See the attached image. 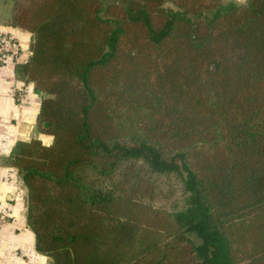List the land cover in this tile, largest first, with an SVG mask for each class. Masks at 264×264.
<instances>
[{"label":"trees","instance_id":"1","mask_svg":"<svg viewBox=\"0 0 264 264\" xmlns=\"http://www.w3.org/2000/svg\"><path fill=\"white\" fill-rule=\"evenodd\" d=\"M12 25L53 137L11 157L41 254L264 264V0H17Z\"/></svg>","mask_w":264,"mask_h":264},{"label":"crops","instance_id":"2","mask_svg":"<svg viewBox=\"0 0 264 264\" xmlns=\"http://www.w3.org/2000/svg\"><path fill=\"white\" fill-rule=\"evenodd\" d=\"M16 1L0 0V37L17 41L25 60L31 55L32 34L12 25ZM17 65L0 51V264H53L37 250L28 221V190L11 159L20 142L53 143V137L37 125L45 95L22 79Z\"/></svg>","mask_w":264,"mask_h":264},{"label":"built area","instance_id":"3","mask_svg":"<svg viewBox=\"0 0 264 264\" xmlns=\"http://www.w3.org/2000/svg\"><path fill=\"white\" fill-rule=\"evenodd\" d=\"M0 51L4 55L11 56L15 64H19L23 60V50L16 41L8 35L0 37Z\"/></svg>","mask_w":264,"mask_h":264},{"label":"rangeland","instance_id":"4","mask_svg":"<svg viewBox=\"0 0 264 264\" xmlns=\"http://www.w3.org/2000/svg\"><path fill=\"white\" fill-rule=\"evenodd\" d=\"M245 1L241 2V3H244ZM168 7L170 6L169 4L167 5ZM175 203V208L176 210H181L184 208V203H185V196L180 193L177 197H176V200L174 201ZM193 240L195 241V243H199V241L193 237Z\"/></svg>","mask_w":264,"mask_h":264}]
</instances>
